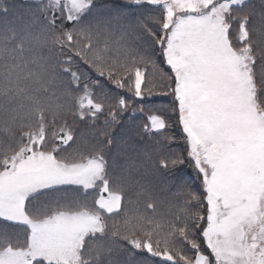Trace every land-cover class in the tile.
<instances>
[{"label": "snow or ice", "instance_id": "obj_1", "mask_svg": "<svg viewBox=\"0 0 264 264\" xmlns=\"http://www.w3.org/2000/svg\"><path fill=\"white\" fill-rule=\"evenodd\" d=\"M157 95L171 115L126 123ZM157 190L175 200L164 223ZM0 264H264V0L0 6Z\"/></svg>", "mask_w": 264, "mask_h": 264}, {"label": "rangeland", "instance_id": "obj_2", "mask_svg": "<svg viewBox=\"0 0 264 264\" xmlns=\"http://www.w3.org/2000/svg\"><path fill=\"white\" fill-rule=\"evenodd\" d=\"M253 1V0H252ZM22 0H0V6L3 5H19L21 4ZM252 3H259V0H256L255 2ZM152 15H156L157 13L153 12L151 13ZM165 68H167V66H164ZM168 71H170V69H168ZM156 81L157 86H153V81ZM161 85V80L160 77L158 75H156L153 72V69L151 67V65L147 66V68L145 69V85L147 87H151L154 90L158 89ZM100 89L97 88L95 89V95L97 99H100ZM125 95H127V93H125ZM141 107V105L139 103L135 104V108L137 109L136 111V115L135 118L126 121V123H130L132 128L135 129L139 126H142L145 122V119L147 117V115L149 114L150 111L153 110H163L165 112H167L168 115H171V109H170V99L168 97H164V96H153L152 98V102L151 103H145L143 105V107L146 109L145 112L141 113L139 112V108ZM71 118L69 117V120ZM100 124H103V118H101V120L99 121ZM73 131L74 134L77 137H80L81 135H83L86 139L90 138V126L89 124H87L86 122H78L77 124L73 125ZM168 134L171 135L172 130L169 129ZM160 143L163 144V148H160V145L157 144L156 140H152L151 141V145L153 149H159L160 152H162L164 155H184L185 158H187V154L186 152H184V142L182 139H177L171 142V144L164 140L163 137H159L158 138ZM168 146H172V149H170ZM157 153L156 151H153V155L155 156ZM183 171L185 172V178L188 180L189 185L191 187H193V190L199 189L198 186L195 187V182H198V184H200V182L196 179V173L193 170V168L191 166H184L183 167ZM190 171L191 174L193 175H189L188 172ZM149 179H153L151 177H149ZM161 191L163 190H157L156 192V196H157V214L158 216L161 218V222L164 223L166 222L167 218L165 216V213L169 211V208H171V205L173 204L171 200H167L165 201L162 198L161 195ZM91 192V190H90ZM166 193V191H164V194ZM98 194L97 193H93L91 195H89L88 200L89 203H94V199H95V195ZM166 195V194H165ZM132 202L129 203L127 197H125V204L127 205V211H129L130 213L127 215L128 219L134 222V218L135 215L138 211H142L143 210V202L141 200L140 203H137V198L136 196H132L131 197ZM122 213V212H121ZM124 214V212H123ZM112 218V217H111ZM109 218V219H111ZM126 218V217H125ZM125 218H119L117 220H115L112 224L111 227H115L118 223H120V228L125 229ZM116 230V229H115ZM111 239V232L109 231V235L108 237L105 238V242ZM123 241H121L122 243ZM92 242H90L91 244ZM95 243H100V241H96Z\"/></svg>", "mask_w": 264, "mask_h": 264}, {"label": "trees", "instance_id": "obj_3", "mask_svg": "<svg viewBox=\"0 0 264 264\" xmlns=\"http://www.w3.org/2000/svg\"><path fill=\"white\" fill-rule=\"evenodd\" d=\"M255 2V1H254ZM256 4H258V3H256ZM154 15V14H153ZM153 86H157V83H156V81H155V79H154V81H153ZM170 149H172V146H168ZM184 169V168H183ZM183 173L185 174V172L183 171ZM188 174L189 175H193V174H191L190 173V171L188 172ZM196 186H198L199 188H200V184H198V182H195V187ZM175 191V189H173V192ZM166 194V195H165ZM164 194V191H161V195H162V198L165 200V201H167V200H171L172 201V205H174L175 204V200L173 199V196L172 195H170L167 191H166V193ZM135 196V195H134ZM181 203H182V200H181ZM172 211H174V208L173 207H171V208H169V211H168V213L166 212L165 213V216L168 218L169 216H170V213L172 212ZM130 212L129 211H127V215L129 214ZM119 218H125V213L123 214V212L120 214V215H118V216H113L111 219H108L107 220V223H108V227H109V231L111 232V231H120V232H123V231H125V229H123V228H120V223H118L115 227H111V224L115 221V220H117V219H119ZM116 229V230H115ZM144 255H147L146 253L144 254Z\"/></svg>", "mask_w": 264, "mask_h": 264}]
</instances>
